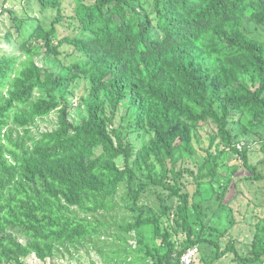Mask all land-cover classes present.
I'll return each mask as SVG.
<instances>
[{"label": "trees", "instance_id": "1", "mask_svg": "<svg viewBox=\"0 0 264 264\" xmlns=\"http://www.w3.org/2000/svg\"><path fill=\"white\" fill-rule=\"evenodd\" d=\"M33 1L41 14L56 11L55 20L46 29L27 14L31 25L23 39L24 20L4 11L11 23L7 41L21 40L16 41L17 54L0 56V264H26L31 256L44 262L69 247L107 255L105 264L148 259L152 264H180L185 250L202 243L216 248L215 259L234 253L245 264H264V223L257 225L247 259L238 256L231 242L221 250L204 238V228L194 238L188 196L179 191L176 172L181 161L197 155L194 130L209 124L214 129L196 179L217 175L227 150L254 172L247 148L233 143L229 125L239 126L238 137L264 131V43L248 36L244 24L264 29V0H72V19L88 35L59 42L83 59L58 74L40 67L35 57L37 49L48 58L60 54L54 38L63 19L61 2ZM80 79L90 88L81 98L86 115L75 124L68 109L59 108L55 94ZM106 103L112 112L126 103L139 130L153 137L135 153L123 146L108 129ZM54 111L56 128L33 135L36 121ZM261 143L264 154V136ZM120 157L123 169L116 164ZM155 165L159 178L152 176ZM143 167L152 185L181 197L176 223L186 244L178 248L157 217L139 216L118 226L121 233L134 232L135 246L123 248L126 254L117 248L109 253L94 239L112 228L104 217L115 209L120 184L126 183L134 204L138 202L132 183L135 170ZM167 173L174 184L166 182ZM193 207L200 219V210ZM144 227L150 229V244L144 240Z\"/></svg>", "mask_w": 264, "mask_h": 264}, {"label": "rangeland", "instance_id": "2", "mask_svg": "<svg viewBox=\"0 0 264 264\" xmlns=\"http://www.w3.org/2000/svg\"><path fill=\"white\" fill-rule=\"evenodd\" d=\"M93 1V0H92ZM91 1V2H92ZM61 2V24L57 26V34L54 38V44L59 46V56L48 58L41 49H37L35 57L36 63L43 69L58 74L64 66L71 65L81 59L82 56L72 46L65 43H59L65 38L80 39L86 38V33L80 29L75 19H72L74 3L72 0H60ZM11 11L24 20V35L30 29L31 22L27 14L39 20L44 28H48L55 20L56 11H47L45 14L39 12V6L33 0H0V56H13L17 54V42L6 39V33L10 31L9 13ZM26 11V12H25ZM25 20H28L27 22ZM247 34L251 38H256L264 43V29L255 27L249 22L244 23ZM34 25V23H33ZM13 32V30H11ZM15 35V32H14ZM90 84L88 81L80 79L71 84L66 89L56 92V101L59 108L66 107L69 112V119L77 124L85 117L86 110L82 104L81 98L88 96ZM103 116L108 121V129L114 139L120 138L123 146L129 145L133 153L153 137L151 133L139 130L134 120L133 110L126 103L120 105L116 111L112 112L108 103L104 106ZM58 123V111L52 112L48 117L39 119L31 127L33 135L38 136L45 131H51L56 128ZM212 125H200L194 130L193 147L197 151L194 160L185 159L176 166V172L180 177L177 181L179 191L187 194L189 207L187 215L190 227L194 230V238L201 234L207 240L215 242L223 250L231 242L238 256L241 259L249 258L251 254V243L256 232L257 225L264 223V178L253 179L252 175H264V154L260 151L261 139L264 136L262 128L256 129L255 133L245 137L239 136V126L229 125V129L234 136L233 143L238 148H247L248 164L254 166V172L244 167L237 154L226 151V156L222 158L223 167L217 175L202 179L198 177L199 162L205 155L204 150L208 147L209 135L213 133ZM224 153V154H225ZM120 169L124 168V158L116 160ZM132 164V161L130 162ZM155 164V163H154ZM152 173L153 177H160V168ZM166 182L174 184L173 175L167 173ZM147 171L143 167L140 171L135 170V178L132 183V190L138 191V202L134 204L129 195V189L126 183L119 185L116 195L113 198L115 205L114 211L104 217L112 228L110 231L98 236L94 242L100 247L112 253L117 248L120 254H126L124 251L127 245L134 247L136 236L134 232L130 234L121 233L119 227L129 223L136 222L137 218L157 217L160 221L162 231L171 232V240L182 248L186 244V236L178 227L177 208L181 204V197L177 196L173 190H166L149 182ZM193 205L201 212V218H197V212ZM144 240L150 244V229L144 227ZM160 244L159 241L156 243ZM91 248V247H89ZM199 253L196 264H245L242 260H237L234 253H227L221 259H215L216 248L209 243H202L198 246ZM109 257L100 256L95 250H87L82 247H74L68 251L61 249L59 253L44 262L37 260L34 256L26 259V264H105ZM132 260V259H131ZM130 260V261H131ZM115 264V263H114ZM137 264H152L150 259L141 261ZM259 264V262L254 263Z\"/></svg>", "mask_w": 264, "mask_h": 264}, {"label": "built area", "instance_id": "3", "mask_svg": "<svg viewBox=\"0 0 264 264\" xmlns=\"http://www.w3.org/2000/svg\"><path fill=\"white\" fill-rule=\"evenodd\" d=\"M198 253L199 249L197 247L188 248L180 256V264H195Z\"/></svg>", "mask_w": 264, "mask_h": 264}]
</instances>
